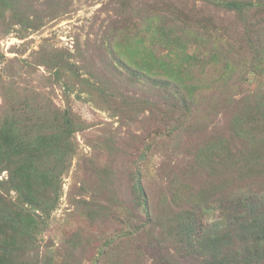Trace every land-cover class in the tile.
Masks as SVG:
<instances>
[{
  "label": "rangeland",
  "instance_id": "rangeland-1",
  "mask_svg": "<svg viewBox=\"0 0 264 264\" xmlns=\"http://www.w3.org/2000/svg\"><path fill=\"white\" fill-rule=\"evenodd\" d=\"M0 264H264V0H0Z\"/></svg>",
  "mask_w": 264,
  "mask_h": 264
},
{
  "label": "trees",
  "instance_id": "trees-1",
  "mask_svg": "<svg viewBox=\"0 0 264 264\" xmlns=\"http://www.w3.org/2000/svg\"><path fill=\"white\" fill-rule=\"evenodd\" d=\"M40 210V209H39ZM42 211V210H41Z\"/></svg>",
  "mask_w": 264,
  "mask_h": 264
}]
</instances>
